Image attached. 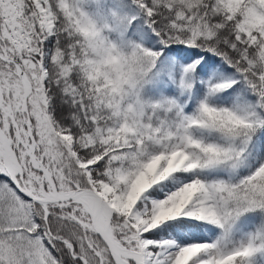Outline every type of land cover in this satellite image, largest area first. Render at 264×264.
Listing matches in <instances>:
<instances>
[{"label":"snow or ice","instance_id":"snow-or-ice-1","mask_svg":"<svg viewBox=\"0 0 264 264\" xmlns=\"http://www.w3.org/2000/svg\"><path fill=\"white\" fill-rule=\"evenodd\" d=\"M0 264H264V0H0Z\"/></svg>","mask_w":264,"mask_h":264}]
</instances>
